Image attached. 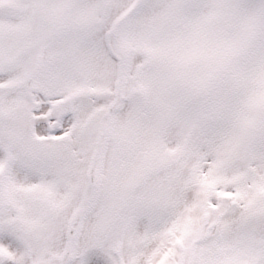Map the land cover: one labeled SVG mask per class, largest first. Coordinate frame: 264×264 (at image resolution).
<instances>
[{
  "label": "snow or ice",
  "instance_id": "snow-or-ice-1",
  "mask_svg": "<svg viewBox=\"0 0 264 264\" xmlns=\"http://www.w3.org/2000/svg\"><path fill=\"white\" fill-rule=\"evenodd\" d=\"M0 264H264V0H0Z\"/></svg>",
  "mask_w": 264,
  "mask_h": 264
}]
</instances>
